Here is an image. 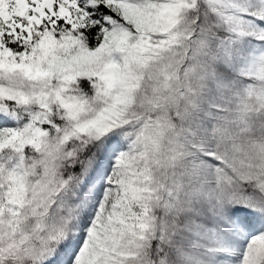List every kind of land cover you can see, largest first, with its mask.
<instances>
[{
    "label": "snow or ice",
    "instance_id": "1",
    "mask_svg": "<svg viewBox=\"0 0 264 264\" xmlns=\"http://www.w3.org/2000/svg\"><path fill=\"white\" fill-rule=\"evenodd\" d=\"M0 264H264V0H0Z\"/></svg>",
    "mask_w": 264,
    "mask_h": 264
}]
</instances>
